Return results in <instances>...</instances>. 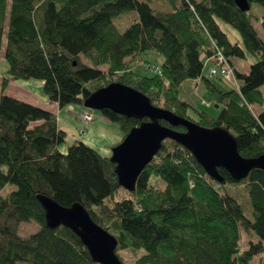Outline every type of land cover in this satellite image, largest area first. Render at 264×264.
<instances>
[{"label": "trees", "instance_id": "1", "mask_svg": "<svg viewBox=\"0 0 264 264\" xmlns=\"http://www.w3.org/2000/svg\"><path fill=\"white\" fill-rule=\"evenodd\" d=\"M163 1L160 10L142 0H0V50L5 35L8 64L2 88L11 76L42 79L43 93L64 107L118 82L201 126L226 128L242 157L264 154V107L254 110L264 105V39L252 23L264 31V13L252 12L251 3L243 12L233 0ZM253 2L264 8V0ZM129 11L138 19L118 30L113 19ZM220 21L238 31L240 43L228 39ZM148 51L163 58L152 76L132 69ZM215 54L231 67V77L210 75ZM247 56L253 60L248 71L238 70L232 58ZM206 64L211 77L203 74ZM188 80L221 106L216 118L185 99ZM101 114L119 125L123 137L139 124L108 109ZM65 137L50 110L0 94V192L15 186L0 193V264H98L72 230L46 226L37 194L84 206L117 239L123 264V249L134 255L132 264H264L263 170L235 181L218 168V183L186 148L165 139L128 191L119 185L110 155L78 140L61 152ZM240 190L251 217L235 197ZM23 222L38 228L23 236Z\"/></svg>", "mask_w": 264, "mask_h": 264}, {"label": "water", "instance_id": "2", "mask_svg": "<svg viewBox=\"0 0 264 264\" xmlns=\"http://www.w3.org/2000/svg\"><path fill=\"white\" fill-rule=\"evenodd\" d=\"M243 12L253 0H233ZM86 108L135 118L139 124L130 128L123 139L112 146L110 161L115 164L119 185L128 191L135 189L143 168L152 160L165 139L186 148L205 173L218 183L223 182L218 168L225 169L235 181L247 177L252 169L264 171V154L245 158L238 153L236 138L220 126L204 127L153 105L142 92L118 82H111L91 92L83 102ZM169 126L163 125L160 121ZM185 130L178 131L175 127ZM44 209L46 226H65L72 230L87 248L92 261L98 264H123L115 253L117 239L98 225L80 203L63 206L49 196L37 194Z\"/></svg>", "mask_w": 264, "mask_h": 264}, {"label": "rangeland", "instance_id": "3", "mask_svg": "<svg viewBox=\"0 0 264 264\" xmlns=\"http://www.w3.org/2000/svg\"><path fill=\"white\" fill-rule=\"evenodd\" d=\"M142 1H146L151 5V7L160 10L163 9L162 7L165 5V2L163 0H142ZM256 8H259V10H257ZM254 10H256V12L264 13V8L261 7L259 4H257L256 2L252 1L251 11L253 12ZM7 15H8V10H7ZM137 19L138 16L136 11H129L120 14L118 17L114 18L113 23L116 25L118 30L122 31L129 24L136 21ZM252 23L253 26L258 31L259 35L264 39V31L260 25V22L252 18ZM219 25L222 28V30L227 34V37L231 42H235V41H238L239 43L241 42V38L237 30H235L229 24L224 23L222 21L219 22ZM5 42L6 39L4 35L0 50V94L12 96L14 98L23 100L27 103H31L33 105H36L38 107L50 111L55 109L57 116L59 117V123L61 124L62 128L65 129L66 132L65 142L59 145V149L61 152H66L68 146L74 143L76 140H78L95 148L96 151L99 152L101 155L109 156L111 154L112 146H114L120 141V139L123 137V134L117 123L111 122L110 124H106L107 127H109V125L112 126V129L110 131L116 132L120 135V138H117L115 140L112 137L111 132L108 131L107 127L104 124H102L101 119L103 115L101 114L100 111L86 108L83 105V103L82 104L71 103L62 108H59L57 106V103L50 101L47 98V96L43 93L44 82L42 79L18 78L11 76L9 77V81H8V83L9 82L10 83L7 84L4 88H2L1 86L2 78L7 75V69H8V64L4 57ZM140 59L142 61L141 65L136 67V65L134 64L132 69L134 71H137L138 73H142L144 75H149V76L155 74L154 66L155 65L159 66L163 62L162 56H160L159 54L153 51H148L146 54H141ZM252 61H253L252 58L249 56H247L244 59L237 57L232 58L233 64L240 71H248ZM100 69L105 70V67H101ZM208 72H209V64H206L203 68V74L206 77H211L209 76ZM226 79L229 81L228 78ZM201 84H202L201 85L202 88V86L204 85L202 82ZM195 85H196V81L193 80H188L186 83H184L183 96L192 105L198 106L200 109L207 111L209 115L216 118L220 112L221 106L220 105L217 106L215 104L208 91L203 90V88L201 91L199 87L196 89ZM21 88L23 91L21 90ZM185 95H187L188 97ZM201 99L208 101L209 105H205L204 103L200 102ZM261 109L262 106H258V105L254 106V110L256 111H259ZM85 112H90L94 116V119L87 125H85L84 122L81 120L82 119L81 115ZM189 114L191 115V117H194L192 110H189ZM96 123L98 124V128L96 130H90L92 127L96 125ZM84 127H85L84 131H81ZM91 133H95V134L92 136V141H91L92 144L90 145L89 141L87 140L86 142L85 139H86V135L88 136ZM163 185L164 183L161 182L160 186L163 187ZM14 188H15L14 185L7 184L0 193L1 195L5 196L9 193V191H11ZM236 195L235 197L237 198L238 202L241 204L244 214L247 217H251L252 208L247 194L244 195V193L240 190V192L236 193ZM37 228L38 226L34 222H23L20 225V234L23 236H27L30 233L36 231ZM241 231L242 233L245 232L242 228ZM242 244L243 242L241 243V246ZM139 254L140 252H138V255ZM119 255L126 264H132L134 261V255H132L130 251L124 249L120 250Z\"/></svg>", "mask_w": 264, "mask_h": 264}, {"label": "built area", "instance_id": "4", "mask_svg": "<svg viewBox=\"0 0 264 264\" xmlns=\"http://www.w3.org/2000/svg\"><path fill=\"white\" fill-rule=\"evenodd\" d=\"M210 61L212 62V66L209 72L210 75H220L222 77H231L232 69L229 65L226 64V62H224L222 56H220L219 54H215L214 56L210 58ZM157 71L160 72L159 70ZM233 82L235 85L234 80ZM81 118L84 124L87 125L93 120V115L90 112H85L81 115Z\"/></svg>", "mask_w": 264, "mask_h": 264}, {"label": "crops", "instance_id": "5", "mask_svg": "<svg viewBox=\"0 0 264 264\" xmlns=\"http://www.w3.org/2000/svg\"><path fill=\"white\" fill-rule=\"evenodd\" d=\"M10 83V82H9ZM8 83V84H9ZM21 90H22V88H21ZM23 91V90H22ZM55 103V102H54ZM57 106H58V104H57ZM259 106V105H258ZM59 107V106H58ZM264 107V105L262 106V108ZM59 108H62V107H59ZM52 110V109H51ZM53 111V113L57 116V113H56V110L55 109H53L52 110ZM51 111V112H52ZM259 111H261V110H259ZM101 121H102V124H104L105 126H106V124H110L111 122L110 121H108L106 118H104L103 116H102V119H101ZM57 125H58V127L59 128H61L62 130H64L65 131V129H63L62 128V126H61V124L59 123V117L57 116ZM99 126H100V124H99ZM107 127V126H106ZM98 128V124L96 123V125L94 126V127H92L90 130H96ZM107 129H108V131H110L111 129H112V126H110L109 125V127H107ZM111 132V135H112V137L116 140L117 138H120V135L118 134V133H116V132H112V131H110ZM95 133H91V134H89L88 136L86 135V142H87V140L89 141V144L91 145L92 143H91V141H92V136L94 135Z\"/></svg>", "mask_w": 264, "mask_h": 264}]
</instances>
